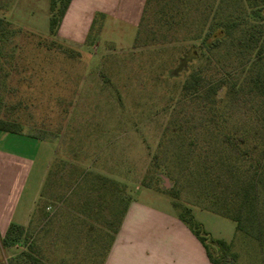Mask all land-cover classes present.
Masks as SVG:
<instances>
[{
  "label": "rangeland",
  "instance_id": "1",
  "mask_svg": "<svg viewBox=\"0 0 264 264\" xmlns=\"http://www.w3.org/2000/svg\"><path fill=\"white\" fill-rule=\"evenodd\" d=\"M71 2L51 35L50 0H0L8 28L0 41V118L18 122L22 134L6 132L0 148L33 161L14 221L29 207L55 149L33 137L58 141L57 152L87 168L81 200L83 190L73 184L69 209H47L55 216L29 225L24 244L4 247L0 235V264H15L22 251L43 264H102L129 197L177 212L171 191L207 239L230 245L236 264H264V246L232 219L204 209L205 194L221 186H200L195 162L184 159L188 150L195 157L210 150L224 134L243 135L249 147L256 142L252 154L259 156L264 104L244 82L240 59L226 48L193 57L199 40L190 38L203 22L196 13L168 29L150 10L133 26L98 10L117 0ZM91 9L96 19L77 44ZM192 73L201 86L187 91L183 83ZM259 201L264 218V190Z\"/></svg>",
  "mask_w": 264,
  "mask_h": 264
},
{
  "label": "trees",
  "instance_id": "2",
  "mask_svg": "<svg viewBox=\"0 0 264 264\" xmlns=\"http://www.w3.org/2000/svg\"><path fill=\"white\" fill-rule=\"evenodd\" d=\"M60 1L61 4L54 13L56 0H50L51 35L56 34L60 19L70 2ZM150 10L155 22L168 29L186 24L189 16L198 14L203 22L190 38L199 40L198 48L192 56L195 58L199 53L209 54L221 48H226L227 52L232 51L246 71L244 82L248 89L264 104V0H145L139 23L142 24ZM95 19L96 16L90 28ZM3 22L0 18V41L8 32ZM200 79L198 73H192L184 81V89L197 90L201 86ZM220 87L212 86L211 89L216 91ZM20 130V125L15 120L0 118V131L20 134ZM259 132L261 134L256 132L257 136L260 134V139L256 137L260 144L257 157L252 154L258 148L256 142L249 147L243 135L235 137L224 134L220 141L215 140L210 150L205 145L207 148L203 147L196 157L188 150L184 159L195 162L196 176L193 177L200 186L205 188L206 181L211 186H221L213 194H205L204 198L210 204L204 209L232 219L237 230L255 238L260 246H264V218H261L259 205V195L264 190V126ZM170 194L173 205L178 209L179 218L197 236L209 260L215 264H236L237 256L230 250V245L220 239H207L199 224L192 218L190 207L176 200V192L171 191ZM262 207L264 209V204ZM124 210L125 205L120 218ZM29 225L33 226L32 217ZM27 227L11 222L1 236L2 245L8 247L15 242L24 244L23 235ZM20 259L26 264H43L30 251H22L19 257L14 258L15 264H19Z\"/></svg>",
  "mask_w": 264,
  "mask_h": 264
},
{
  "label": "crops",
  "instance_id": "3",
  "mask_svg": "<svg viewBox=\"0 0 264 264\" xmlns=\"http://www.w3.org/2000/svg\"><path fill=\"white\" fill-rule=\"evenodd\" d=\"M144 2L145 0H117L114 6L112 4L106 6V4L98 10L107 18L108 16L119 17L131 25L137 26ZM94 17L93 9L86 13V24L89 25L78 39L77 44H83ZM0 137L6 139L8 134L2 132ZM33 138L43 143L53 142L55 149L49 157L45 175L38 182L29 207L23 212V215L21 214V219L18 221H14L16 203L33 161L20 153L0 148L1 236L11 222L27 227L32 217L33 227H40L50 216H55L52 211L51 213L47 209L52 208L54 211L60 207L64 211L68 210L71 205L68 202L72 200V185H79L82 191L81 185L86 184L87 168L80 161L72 162V159L65 155L64 151L57 152L58 141L40 137ZM101 179L104 178L101 177ZM110 179L112 178H107L108 181H111ZM85 192L83 190L80 195L78 192L77 199L81 200ZM11 196L13 197L11 198ZM37 207L38 210H36ZM102 264L215 263L209 260L205 248L191 229L179 218L177 212L145 203L141 199L130 196L125 203V210L121 218L119 215L116 221L109 249Z\"/></svg>",
  "mask_w": 264,
  "mask_h": 264
}]
</instances>
